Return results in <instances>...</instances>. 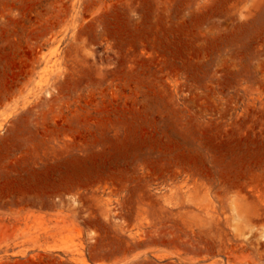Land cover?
<instances>
[{
  "label": "rangeland",
  "instance_id": "obj_1",
  "mask_svg": "<svg viewBox=\"0 0 264 264\" xmlns=\"http://www.w3.org/2000/svg\"><path fill=\"white\" fill-rule=\"evenodd\" d=\"M0 264H264V0H0Z\"/></svg>",
  "mask_w": 264,
  "mask_h": 264
}]
</instances>
